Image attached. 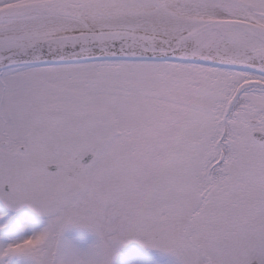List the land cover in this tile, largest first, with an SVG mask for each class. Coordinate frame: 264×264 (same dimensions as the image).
Instances as JSON below:
<instances>
[{
  "label": "snow or ice",
  "instance_id": "obj_1",
  "mask_svg": "<svg viewBox=\"0 0 264 264\" xmlns=\"http://www.w3.org/2000/svg\"><path fill=\"white\" fill-rule=\"evenodd\" d=\"M131 241L264 264V0H0V264Z\"/></svg>",
  "mask_w": 264,
  "mask_h": 264
},
{
  "label": "rangeland",
  "instance_id": "obj_2",
  "mask_svg": "<svg viewBox=\"0 0 264 264\" xmlns=\"http://www.w3.org/2000/svg\"><path fill=\"white\" fill-rule=\"evenodd\" d=\"M74 231L78 230H70L69 234L71 235ZM114 264H174V257L159 250L145 248L136 241H131L120 249Z\"/></svg>",
  "mask_w": 264,
  "mask_h": 264
}]
</instances>
